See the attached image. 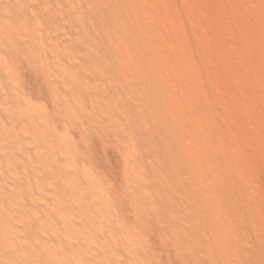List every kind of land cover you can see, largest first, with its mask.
I'll list each match as a JSON object with an SVG mask.
<instances>
[{
	"label": "rangeland",
	"instance_id": "374dc122",
	"mask_svg": "<svg viewBox=\"0 0 264 264\" xmlns=\"http://www.w3.org/2000/svg\"><path fill=\"white\" fill-rule=\"evenodd\" d=\"M259 10L258 0H0L10 59L27 70L46 60L52 84L70 88L67 102L82 89V124L94 125L92 148L110 163L102 188L123 201L97 216L131 261L264 264ZM3 80L0 118L28 115L30 97Z\"/></svg>",
	"mask_w": 264,
	"mask_h": 264
},
{
	"label": "bare ground",
	"instance_id": "6f19581e",
	"mask_svg": "<svg viewBox=\"0 0 264 264\" xmlns=\"http://www.w3.org/2000/svg\"><path fill=\"white\" fill-rule=\"evenodd\" d=\"M258 3L259 22L251 23V29L253 38L264 42V0ZM11 48L0 42V68H7L10 74L0 80L13 85L21 97H30L31 102H27L28 115L0 118V264H94L92 257L101 264L103 255L106 264H141L137 258L131 261L132 251L131 259L127 250L121 251L125 241L118 234H114L118 252L104 237L97 211L102 217L112 204L123 201L102 188L103 184L111 186L107 177L110 163L98 162L90 139L94 125L82 124V89L76 86L67 102L70 88L62 90L64 84H52L43 73L46 60L42 69L37 64L27 70L22 60L10 59ZM13 54L24 59L20 48ZM211 75L218 77L216 68ZM73 76H77L76 84L84 81L78 70H73ZM89 178L101 182L96 186L99 191L96 187L90 190ZM121 193L126 196V191ZM109 217L115 218L112 213ZM110 223L115 225V221Z\"/></svg>",
	"mask_w": 264,
	"mask_h": 264
}]
</instances>
